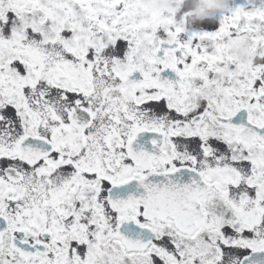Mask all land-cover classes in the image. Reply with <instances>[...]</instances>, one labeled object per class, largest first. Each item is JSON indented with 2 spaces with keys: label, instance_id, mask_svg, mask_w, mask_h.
<instances>
[{
  "label": "snow or ice",
  "instance_id": "snow-or-ice-1",
  "mask_svg": "<svg viewBox=\"0 0 264 264\" xmlns=\"http://www.w3.org/2000/svg\"><path fill=\"white\" fill-rule=\"evenodd\" d=\"M146 2L0 0V264H264V0Z\"/></svg>",
  "mask_w": 264,
  "mask_h": 264
},
{
  "label": "rangeland",
  "instance_id": "rangeland-1",
  "mask_svg": "<svg viewBox=\"0 0 264 264\" xmlns=\"http://www.w3.org/2000/svg\"><path fill=\"white\" fill-rule=\"evenodd\" d=\"M227 0H191L193 9L197 12L195 18L211 19L215 17V14L219 11L218 8L213 7V3L216 5L224 4ZM186 0H147L146 5L157 12L164 13L169 12L174 14L177 19H182L183 14L188 9L183 7ZM194 17H188V24L191 25ZM238 54L242 57L247 56V45L241 44L237 49Z\"/></svg>",
  "mask_w": 264,
  "mask_h": 264
}]
</instances>
